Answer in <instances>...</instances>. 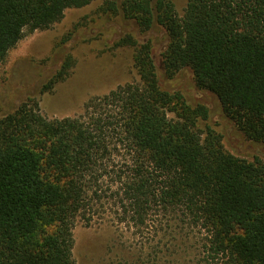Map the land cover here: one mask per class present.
<instances>
[{"label": "trees", "instance_id": "obj_1", "mask_svg": "<svg viewBox=\"0 0 264 264\" xmlns=\"http://www.w3.org/2000/svg\"><path fill=\"white\" fill-rule=\"evenodd\" d=\"M93 1L0 0V65L25 31ZM106 6L142 32L164 29L160 67L190 68L264 144V0H187L182 16L174 0ZM120 45L135 49L137 82L90 98L75 117L48 119L29 98L0 119V264H75L77 222L105 217L158 237L154 262L264 264V164L227 152L198 126L207 108L161 87L150 41ZM74 65L67 57L42 92Z\"/></svg>", "mask_w": 264, "mask_h": 264}, {"label": "rangeland", "instance_id": "obj_2", "mask_svg": "<svg viewBox=\"0 0 264 264\" xmlns=\"http://www.w3.org/2000/svg\"><path fill=\"white\" fill-rule=\"evenodd\" d=\"M109 1L120 5L123 0H95L86 7L66 10L64 18L48 30L25 31L23 39L0 65V119L29 98L38 99L41 113L48 119L75 117L90 98L108 94L119 85L137 82L135 49L120 45L121 39L132 35L140 43H152L164 90L181 93L192 107L207 108L208 117L198 121L203 132L208 128L214 130L232 155L264 164V144L245 136L225 114L219 98L197 86L190 68L168 75L160 67L161 54L168 43L164 29L155 27L142 32L121 12H106ZM174 3L182 16L187 0H174ZM69 56L75 61L70 76L52 91L43 93L44 85ZM73 233L75 264H178L172 259L152 261L161 248V240L108 217L95 219L91 225L79 221Z\"/></svg>", "mask_w": 264, "mask_h": 264}]
</instances>
